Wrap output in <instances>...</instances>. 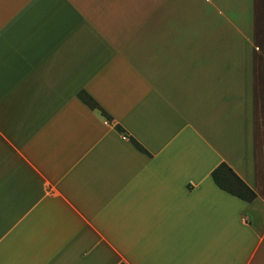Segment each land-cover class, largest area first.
Masks as SVG:
<instances>
[{
	"label": "crops",
	"instance_id": "1",
	"mask_svg": "<svg viewBox=\"0 0 264 264\" xmlns=\"http://www.w3.org/2000/svg\"><path fill=\"white\" fill-rule=\"evenodd\" d=\"M179 1L0 0V264H264V0ZM190 4L214 76L178 49Z\"/></svg>",
	"mask_w": 264,
	"mask_h": 264
},
{
	"label": "rangeland",
	"instance_id": "2",
	"mask_svg": "<svg viewBox=\"0 0 264 264\" xmlns=\"http://www.w3.org/2000/svg\"><path fill=\"white\" fill-rule=\"evenodd\" d=\"M235 1L236 0H212L210 2L206 0H180L179 2H201L204 4L202 6L204 13H205L206 6H210L212 10L210 11V9L207 8L208 10H206V13L210 12V15H212L213 18L217 20L219 17L218 15L222 14V9L224 13H227V8L229 4ZM253 1L255 0H240L241 5L243 6V12L241 10L239 11L238 13L239 20H244V21L249 20L252 24H255L257 20V13H258V8H257L258 2H256V8H255L254 15H253L251 13V9L255 3ZM209 3H211V5ZM184 4H183V8L186 5ZM192 9L193 7L190 4L187 8V12L189 16H183V18H182V15H183V12H182L181 18L184 23L181 24L182 30H180V33L178 34V41H176V43L177 45L180 44V47L178 49L181 53L183 62L185 60H194L198 62V65L204 69L212 68L209 70V72L211 73L212 76H214L216 71L213 68L214 67L213 65L214 61H213V56H212V51L214 48L213 36L210 34L209 35L210 39H209L208 37H204L201 33H198V31L195 28L192 15H190L194 13ZM233 13H237V12H233ZM232 17L234 18L235 15L232 14ZM168 22H171V18L168 20ZM163 36H167V35H163ZM223 40L228 43L227 38ZM254 43H255V40L253 38L249 42H242L241 54L243 56L248 57V59L253 60L255 58V62H256L254 64V67H255V65L259 63L260 53L255 48ZM231 59H232V64H235L237 62V56L235 54H232ZM252 70L253 68L248 70L249 77L251 75L250 80H252V78L254 79L258 78V76L255 75L257 74V70H255L254 68V72H253L254 75L252 73ZM199 74L201 75L200 71H199Z\"/></svg>",
	"mask_w": 264,
	"mask_h": 264
},
{
	"label": "trees",
	"instance_id": "3",
	"mask_svg": "<svg viewBox=\"0 0 264 264\" xmlns=\"http://www.w3.org/2000/svg\"><path fill=\"white\" fill-rule=\"evenodd\" d=\"M78 98L92 110L101 112L109 123L113 122L112 117L85 91L78 93ZM117 128L124 133V129L117 125ZM130 141L138 150L148 153L146 149L140 145L134 138L130 137ZM212 178L215 184L222 190L229 192L238 198L246 201L255 199L256 194L224 163L220 164L212 172Z\"/></svg>",
	"mask_w": 264,
	"mask_h": 264
}]
</instances>
